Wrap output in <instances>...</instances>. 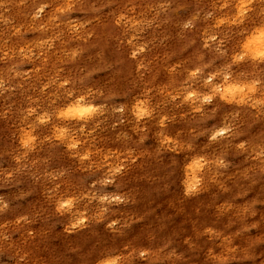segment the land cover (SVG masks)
I'll use <instances>...</instances> for the list:
<instances>
[{
    "label": "clouds",
    "instance_id": "obj_1",
    "mask_svg": "<svg viewBox=\"0 0 264 264\" xmlns=\"http://www.w3.org/2000/svg\"><path fill=\"white\" fill-rule=\"evenodd\" d=\"M0 264H264V0H0Z\"/></svg>",
    "mask_w": 264,
    "mask_h": 264
}]
</instances>
